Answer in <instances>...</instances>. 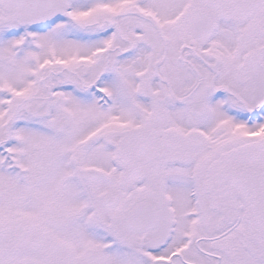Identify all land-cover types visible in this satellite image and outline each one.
Masks as SVG:
<instances>
[{
	"label": "snow or ice",
	"instance_id": "obj_1",
	"mask_svg": "<svg viewBox=\"0 0 264 264\" xmlns=\"http://www.w3.org/2000/svg\"><path fill=\"white\" fill-rule=\"evenodd\" d=\"M0 264H264V0H0Z\"/></svg>",
	"mask_w": 264,
	"mask_h": 264
}]
</instances>
